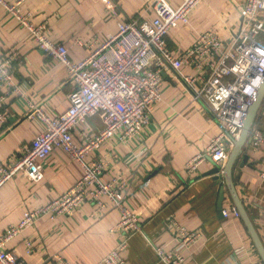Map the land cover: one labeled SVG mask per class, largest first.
<instances>
[{
	"label": "crops",
	"instance_id": "1",
	"mask_svg": "<svg viewBox=\"0 0 264 264\" xmlns=\"http://www.w3.org/2000/svg\"><path fill=\"white\" fill-rule=\"evenodd\" d=\"M14 2L15 0H6ZM22 0L19 9L30 12L34 24H43L48 37L68 48L74 61L83 59L97 42L117 30L122 19L141 21L154 16L153 0ZM177 7L181 0H165ZM244 0H201L192 10L187 23L172 28L167 35L169 48L177 54L187 49L197 34L212 30L225 42L237 32ZM264 43V34L259 36ZM77 40L86 42L78 44ZM0 49H14L17 60L12 64L14 79L20 89L9 92L0 87V108L8 114L0 132V164L7 163L11 153L29 144L44 129L40 118L28 117L29 102L39 103L49 116H56L69 106L68 94L74 83L64 65L37 46L29 31L0 3ZM182 71L194 74L186 64ZM161 97L151 108L148 127L138 136L124 142L104 140L86 159L106 161L103 178L120 176L128 183L124 204L138 214L142 230L127 236L122 251L125 264H162L154 245L175 247L170 220L188 229L199 230L200 239L191 248L190 264H256L260 257L240 217L224 218L218 213V191L223 183L209 173L215 164L200 163L189 176L187 160L202 151L218 132L217 121L202 102L181 83L171 68L164 71ZM103 126L100 111L79 122L72 129L76 142L84 133L94 135ZM252 129L264 130V99L254 118ZM247 161L233 167L238 195L264 244V145L251 140L244 144ZM138 154V155H136ZM42 177L28 178L16 172L0 186V233L17 223L24 211L35 208L67 190L82 175V165L55 147L47 156L36 160ZM220 175V174H219ZM97 201L86 200L70 215L50 218L43 215L22 229L6 245L7 250L28 264H57L56 254L68 264H98L102 257L124 238L112 230L119 210L106 195ZM233 205L224 190L222 207ZM26 240L32 251L26 252ZM242 247L240 252L237 248Z\"/></svg>",
	"mask_w": 264,
	"mask_h": 264
},
{
	"label": "built area",
	"instance_id": "2",
	"mask_svg": "<svg viewBox=\"0 0 264 264\" xmlns=\"http://www.w3.org/2000/svg\"><path fill=\"white\" fill-rule=\"evenodd\" d=\"M200 1L181 0L177 7H172L165 0H153L155 14L151 19L118 21L115 33L97 42L83 59L74 61L64 44L48 37L43 24H34L30 12L19 9L22 0L12 3L0 0L29 31L36 46L65 66L67 76L74 83L68 94V108L54 117L47 115L39 103L29 102L27 116L40 118L44 129L29 144L11 153L7 163L0 164V186L18 171L25 172L32 180L40 179L42 173L36 160L47 156L55 147H61L83 168L80 178L67 190L35 208L26 209L17 223L0 233V264H28L10 253L6 245L38 218L70 215L86 200L97 201L102 206V195L118 208L119 219L112 230L122 233L124 238L98 264H125L122 251L128 245L127 236L142 230L138 214L124 204L128 183L120 176L106 180L103 178L106 161L100 158L88 161L86 157L108 138L124 142L148 127L151 108L161 97L162 71L166 68L174 70L218 124V132L205 148L187 160L186 173L192 176L205 160L220 168L223 166L232 139L238 136L251 98L264 77V43L259 39L264 34V0H244L240 26L229 41L225 42L212 30H204L187 49L175 54L168 46L167 35L172 28L189 21L190 13ZM108 4L116 13V4L111 0ZM16 58L14 49H0V87L20 94L12 68ZM184 64L194 68L195 73L183 72ZM2 99L0 96V102ZM98 111L103 116L102 128L94 135L84 133L83 142H76L73 127ZM7 118V112L0 108V132ZM248 140L256 146L264 145V130L252 129ZM261 176L264 178V172ZM221 214L224 218L239 217L234 205L222 207ZM170 221L177 244L170 248L154 245L155 255L162 264H190L191 248L201 233L173 218ZM26 246V252L30 253L31 240H26ZM241 250L239 247L236 251ZM56 258L57 264H68L60 255L56 254Z\"/></svg>",
	"mask_w": 264,
	"mask_h": 264
},
{
	"label": "water",
	"instance_id": "3",
	"mask_svg": "<svg viewBox=\"0 0 264 264\" xmlns=\"http://www.w3.org/2000/svg\"><path fill=\"white\" fill-rule=\"evenodd\" d=\"M162 75L164 76L163 71H162ZM263 99H264V77L251 98V102L243 117L242 127L238 133V136L232 139V145L225 163L221 168L215 165L210 170L209 173H214L215 179H218L220 176L223 178L224 185L222 184L218 191V201H217L218 213L222 215L221 214L222 200L224 197V190H227L232 199L233 205L239 212V217L242 220L252 240V243L260 257V260L264 264V244L247 212V209L245 208L242 202V199L238 195L233 180V167L236 164V162L240 160L238 163L242 166L247 161V154L244 153V144L249 137L250 131L252 130L254 118L257 114V111Z\"/></svg>",
	"mask_w": 264,
	"mask_h": 264
},
{
	"label": "trees",
	"instance_id": "4",
	"mask_svg": "<svg viewBox=\"0 0 264 264\" xmlns=\"http://www.w3.org/2000/svg\"><path fill=\"white\" fill-rule=\"evenodd\" d=\"M260 262H261V260H260ZM261 264H263V263L261 262Z\"/></svg>",
	"mask_w": 264,
	"mask_h": 264
}]
</instances>
